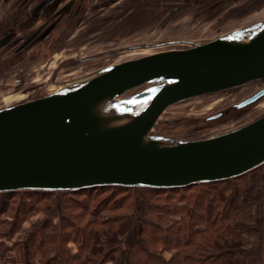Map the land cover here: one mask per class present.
<instances>
[{
	"label": "water",
	"instance_id": "obj_1",
	"mask_svg": "<svg viewBox=\"0 0 264 264\" xmlns=\"http://www.w3.org/2000/svg\"><path fill=\"white\" fill-rule=\"evenodd\" d=\"M258 81L264 82V19L188 47L112 62L51 93L0 107V193L164 189L242 175L264 164V114L196 139L151 130L176 102ZM263 97L264 87L208 119Z\"/></svg>",
	"mask_w": 264,
	"mask_h": 264
},
{
	"label": "rangeland",
	"instance_id": "obj_2",
	"mask_svg": "<svg viewBox=\"0 0 264 264\" xmlns=\"http://www.w3.org/2000/svg\"><path fill=\"white\" fill-rule=\"evenodd\" d=\"M37 1L39 0H3L1 3L0 0V36L21 24ZM105 1L107 0H78L46 36L34 40L24 51L13 52L15 44L11 48H0V107L51 93L112 62L161 49L188 47L195 42H205L264 19V0H115L104 3ZM178 5L183 6L177 8ZM46 16L43 12L30 28L21 29V38L47 20ZM44 52L46 55L42 57ZM263 87L262 81L250 82L176 102L162 112L151 133L196 139L237 128L264 114V97L246 108L231 109L216 119L208 117ZM224 180L213 181L211 184L196 183L177 187L178 190L172 192L151 194V202L155 204L153 216L158 217V199L161 209L173 204L180 207L189 204L190 193L198 190L208 195L206 209L216 205L220 208L223 202L212 196L222 188L226 195L233 194V205L235 201L238 208H243L242 223L240 221L238 225L241 228L236 229V239L239 240L242 251L239 260L244 264H264V164ZM116 186H94L74 191L17 190L0 193L2 256L19 244L16 251L22 257L29 247L26 240L36 230L43 234V230L51 232L53 226L74 228L99 217V221H106L129 212L130 203L136 213L139 212L142 206L136 191L133 189L129 193H122ZM97 188L98 191L95 190ZM177 188H164V191ZM89 194L91 195L88 196ZM192 203L193 200L190 204ZM163 210L166 220L180 216L176 209L175 213L170 214L171 217L168 216L167 209ZM186 217L188 218L187 211ZM153 221L158 222V219L153 218ZM112 223L120 224L117 221ZM41 237L38 234L32 240L38 242ZM145 237L147 238L146 235L143 238ZM108 239L104 235L102 244L107 243ZM151 244L158 247V242ZM70 246L73 250H78L75 242H70ZM108 247L104 249L108 250ZM174 251H165V257L170 258ZM47 257L46 255L41 259L45 260ZM100 257L99 254L98 258Z\"/></svg>",
	"mask_w": 264,
	"mask_h": 264
},
{
	"label": "trees",
	"instance_id": "obj_3",
	"mask_svg": "<svg viewBox=\"0 0 264 264\" xmlns=\"http://www.w3.org/2000/svg\"><path fill=\"white\" fill-rule=\"evenodd\" d=\"M116 187L121 189L122 193H129L134 189L140 199L141 210L136 213L134 206L130 203L128 204L129 212L118 214L106 221H99L101 219L99 217L97 220H88L85 225L79 227L53 226L51 232L43 230V234L36 230V234L32 233L26 240L29 246H27L26 258L32 261V264L38 255L42 257L47 255L48 257L43 261L48 264L90 262L92 264H105V262L112 264H228L229 262V264H244L239 260V254L242 251L241 244L236 239V229L241 228L238 225L240 221L242 223L243 208H238L235 201L234 205L232 204L233 194L226 195L224 189L219 188L212 197L219 198L223 205L220 208L216 205L211 209L205 207L208 195L202 190L190 193V202L193 200V203L189 202L180 207L173 204L161 209L158 199V217H155L153 216L155 204L151 202V194L172 192L178 188L164 191L165 189L149 187L136 189L125 186ZM95 190L98 191V188ZM210 201L212 202L213 198ZM163 209H167L169 217H171L170 214L175 213L174 209L180 216L166 220L167 216ZM153 218L158 219V222H152ZM113 221L120 224L115 225ZM201 225H207V227L202 228ZM38 234L42 237L35 242L32 238ZM104 235L109 239L107 243L102 244ZM145 235L147 238L144 239ZM70 242L77 244V251L72 250ZM157 242L158 247L152 246L151 243ZM106 247L108 250L104 249ZM167 250H175L170 258L164 255ZM84 253L87 255L85 256ZM99 254L100 258H98Z\"/></svg>",
	"mask_w": 264,
	"mask_h": 264
},
{
	"label": "flooded vegetation",
	"instance_id": "obj_4",
	"mask_svg": "<svg viewBox=\"0 0 264 264\" xmlns=\"http://www.w3.org/2000/svg\"><path fill=\"white\" fill-rule=\"evenodd\" d=\"M42 1L43 0H39L35 3L30 14L24 18L21 24H18L16 28L8 29L6 33L0 36L1 49L11 48V46L15 44L16 46L13 48V52L24 51L25 47L32 45L34 40L46 36L52 27L59 23L78 2V0H50L49 2H46L40 11H37V7ZM114 1L115 0H107L104 3H112ZM2 2L3 0H1V3ZM43 12L46 13L47 20L41 23L35 30L25 35L24 38H21L22 36L19 35V31L24 28H30V26L38 21ZM45 53L46 52L41 54V56L44 57V55H46Z\"/></svg>",
	"mask_w": 264,
	"mask_h": 264
},
{
	"label": "crops",
	"instance_id": "obj_5",
	"mask_svg": "<svg viewBox=\"0 0 264 264\" xmlns=\"http://www.w3.org/2000/svg\"><path fill=\"white\" fill-rule=\"evenodd\" d=\"M0 243H2L0 241ZM19 244H16V247ZM70 245V243H69ZM16 247L13 246L10 248L9 253L7 255H5L4 257L2 256L1 252H0V264H32V261L28 260L26 258L27 254V249L25 250V252L23 253V256L20 257L19 255V251H16ZM73 250V249H72ZM76 250L74 249V252ZM33 264H48V263H44V261L41 259V256L38 255L36 257V259H34ZM105 264H112L111 262H105Z\"/></svg>",
	"mask_w": 264,
	"mask_h": 264
},
{
	"label": "bare ground",
	"instance_id": "obj_6",
	"mask_svg": "<svg viewBox=\"0 0 264 264\" xmlns=\"http://www.w3.org/2000/svg\"><path fill=\"white\" fill-rule=\"evenodd\" d=\"M71 83H72V82H71ZM244 84H246V83H244ZM241 85H243V84H241ZM241 85H240V86H241ZM62 87H63V86H62ZM62 87H60V88H62ZM238 87H239V86H238ZM58 89H59V88H58ZM19 103H22V102H19ZM16 104H18V103H16Z\"/></svg>",
	"mask_w": 264,
	"mask_h": 264
}]
</instances>
